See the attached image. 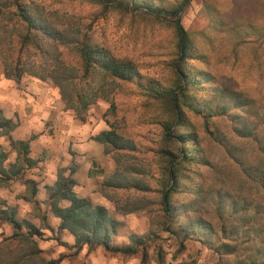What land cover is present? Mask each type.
<instances>
[{
	"label": "rangeland",
	"instance_id": "374dc122",
	"mask_svg": "<svg viewBox=\"0 0 264 264\" xmlns=\"http://www.w3.org/2000/svg\"><path fill=\"white\" fill-rule=\"evenodd\" d=\"M40 1L49 9L59 10L67 19H78L94 40H101L114 53L136 63L145 82L164 85L172 78L167 65L174 34L168 24L138 15L108 14L100 11L101 6L97 3L37 0ZM151 1L159 6H170L181 0ZM257 2L241 0L238 4L242 10L251 5L253 14L249 17L253 18L259 12L255 6ZM209 3L224 17L236 11L230 0H209ZM213 20L204 0H192L181 15L183 28L193 35L199 51L208 57V63L188 61L186 66L193 72L211 73L215 76V83L188 93L195 105L205 112H213L212 117L204 119L185 109L187 119L197 134L200 158L208 166L193 168L196 177L192 192L173 197L178 211L171 223L162 216L157 194L145 195L141 199L146 205L144 211L123 215L116 210L114 202L132 201L140 196L124 191H108L105 196L97 188V183L93 190L94 203H103L110 216L120 223L112 244L122 246L129 243L130 236L148 235L144 240L145 250L143 253L140 249L134 256L113 253L102 247L93 251L83 247L76 251L74 238L57 230L59 221L50 215L40 200L37 199L39 205L35 207L21 199L24 192L21 182H16L15 190L12 189L14 183H0V198L7 203V208L15 211L20 222L32 224L41 234L31 240L14 238L12 227L0 223L1 264H45L57 260H60L59 264H241L248 258H254L258 250L264 253V72L260 73L256 67L248 68V53L240 52L243 48L235 55L238 61L231 64L234 62L232 47L230 43L223 47L217 43L221 33L210 26ZM224 39L231 42L233 35L225 33ZM216 86L218 92L214 91ZM230 90L250 102V106L238 113V121L244 123L245 120L254 134L250 139L238 138L233 131L236 123L219 114L220 106L228 104ZM113 104L114 110L108 102H99L91 107L85 123L100 126L104 131L108 130L105 123L108 120L120 129L121 134L147 151L139 154L138 158H143V163L148 165L154 152L163 147L159 126L162 109L142 89L132 84L122 86ZM102 157L108 176L115 169L113 155H105L102 147ZM238 160L242 166H238ZM128 161L137 163L138 159ZM183 205L188 206L187 210L181 207ZM197 222L205 223L210 230L201 232L198 229L193 234L184 229ZM25 232L23 227L20 233L25 235ZM223 243L233 246L236 253L218 256L215 251ZM35 247L40 253L34 256L36 261H33L26 255Z\"/></svg>",
	"mask_w": 264,
	"mask_h": 264
},
{
	"label": "trees",
	"instance_id": "16d2710c",
	"mask_svg": "<svg viewBox=\"0 0 264 264\" xmlns=\"http://www.w3.org/2000/svg\"><path fill=\"white\" fill-rule=\"evenodd\" d=\"M77 1L97 3L101 6L100 11L108 14L119 13L134 17L138 15L168 24L174 34L167 65L172 78L164 85L145 82L136 63L114 53L109 46L100 42L101 40H94L78 19H67L59 10L49 9L43 1L37 0H0V64L4 77L16 83L23 78L50 81L58 90L65 109L82 122H85L89 109L99 102L110 103L111 109L114 110L113 100L122 91L124 84L136 85L142 89L149 99L162 109L163 117L159 126L163 147L155 151L149 164L145 165L143 158L138 156L146 154L147 151L133 139L121 134L119 128L106 120L108 130L97 133L92 140L103 147L105 155H113L115 169L100 182V190L105 196L108 191H124L140 196L132 201L114 202L116 210L123 215L144 211L146 205L141 199L145 195L157 194L162 216L171 223L178 211L173 197L189 193L187 191L192 192L196 177L193 168L208 166L207 162L200 158L197 134L193 124L187 119L185 109L204 119L213 116L211 110L205 112L203 108L195 105L188 94L215 83V76L211 73L201 70L193 72L186 66L188 61L208 63L207 54L199 51L193 35L182 26L181 15L192 0H181L170 6H159L151 0ZM238 1L241 0H230L236 11L224 17L209 0H204L208 14L214 19L210 26L221 33L217 41L221 47L230 43L231 52L234 53V62L231 64L238 61L235 55L243 48L240 52L248 53V68L256 67L263 73L264 0H258L255 4L259 12L253 18L249 17L253 14L250 9L252 6H245L242 10ZM225 33L233 35L231 42L225 41ZM217 87L215 92H218ZM223 88L228 89L226 86ZM229 95L228 104L220 106L219 114L236 123L233 131L238 138H252L254 134L247 127L245 120L244 123L238 121V113L250 106V102L242 100L233 90H230ZM15 127L16 124L6 120L0 110V138L7 137L9 147L16 152L14 163L6 168L4 163L8 155L0 145V183L7 184L13 179L20 181L25 187V195L21 198L37 207V184L25 178L26 171L36 163L28 158V141H13L10 138V133ZM128 159H138V162L132 163ZM237 164L243 165L239 160ZM64 173V170L58 171L55 183L46 188L47 196L43 204L50 215L59 221L57 230L65 231L74 238L73 248L80 251L86 247L88 251H93L102 247L125 256H134L140 249L144 253V240L148 235H133L130 236L128 244L113 245L112 240L120 223L110 216L103 205L95 204L89 198L79 197L74 192L75 181ZM181 207L184 210L188 208L184 205ZM0 223L12 227L14 238L31 240L34 236H41L32 224L20 222L15 211L3 208L1 203ZM23 227L26 228L25 235L20 233ZM184 229L193 234H196L198 229L201 232L210 230L203 222L194 223ZM39 253L40 250L35 247L26 256L36 261L34 256ZM215 253L220 257L231 256L236 250L233 246L223 243ZM30 258L26 259L31 260ZM59 263L60 260L45 264ZM241 264H264V253L258 250L254 258H248Z\"/></svg>",
	"mask_w": 264,
	"mask_h": 264
},
{
	"label": "crops",
	"instance_id": "0c3cea01",
	"mask_svg": "<svg viewBox=\"0 0 264 264\" xmlns=\"http://www.w3.org/2000/svg\"><path fill=\"white\" fill-rule=\"evenodd\" d=\"M0 110L6 120L16 124L10 138L29 142L28 158L36 164L26 171L25 178L37 184L36 199L44 202L46 188L55 183L58 171L64 170L65 176H71L75 181L74 192L94 203L93 190L97 183L100 188V182L106 176L102 147L92 140L102 127L76 119L65 109L52 83L33 78H23L16 83L4 77L1 64ZM0 145L8 155L4 163L7 168L14 163L16 152L9 147L7 137L0 138ZM10 182L14 183L12 189L15 190L16 182L20 181L13 179ZM20 186L24 196L25 187L22 183ZM2 199L0 203L6 208L7 203Z\"/></svg>",
	"mask_w": 264,
	"mask_h": 264
}]
</instances>
